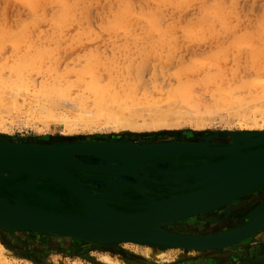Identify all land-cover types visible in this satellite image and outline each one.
I'll return each instance as SVG.
<instances>
[{"label":"clouds","instance_id":"clouds-1","mask_svg":"<svg viewBox=\"0 0 264 264\" xmlns=\"http://www.w3.org/2000/svg\"><path fill=\"white\" fill-rule=\"evenodd\" d=\"M0 121L264 127V0H0Z\"/></svg>","mask_w":264,"mask_h":264},{"label":"bare ground","instance_id":"bare-ground-1","mask_svg":"<svg viewBox=\"0 0 264 264\" xmlns=\"http://www.w3.org/2000/svg\"><path fill=\"white\" fill-rule=\"evenodd\" d=\"M158 135H162V134L161 133L155 134V136ZM167 135H172V133L168 132ZM120 137H123L124 140L114 141L111 139L109 140L108 138L102 139V138L84 137L81 139L80 138L70 139L69 141H61V142L52 141L50 143H54V145L57 146L54 147L55 149L74 147V151H88V149L90 150L93 149L95 153H87V152L82 154L74 153L73 156L71 155L70 157L64 158L62 160L59 157H52L51 160L55 161L58 164L57 168L61 172V176L63 179L68 181L70 179V176L72 177V179H74L72 181V187L75 192L80 193L81 189L83 188L86 190V193L91 194L92 196H94L98 200H101L102 202H104L103 196L96 193L93 189L91 190L88 186H87L88 188L85 187L84 183L87 184L89 181H91L93 185H99V184L102 185L103 183L101 182L102 181L101 179L106 180L110 176L111 178H113L114 184H117L118 182L120 184L131 183L134 186V188L144 192L147 189H151L150 186L151 185L150 178H152L151 175L154 174L155 176L156 175L155 173L162 174V172H159V170L161 171L162 169V171H166L168 170L166 167L169 166L177 168V169H172V172L177 173L176 176H174L173 178L175 179V182H165L164 178H162V175L155 176V178L158 177V179L154 178V180L157 183L158 181L169 183L168 188L171 194L165 198H161V199L155 198V200L159 201L162 199H167V198L191 193L194 189L186 188L185 190L174 191L172 190L171 187H178V186L186 187L189 184V182H191L190 180H188L189 172L191 168L187 166L181 168L179 166H181L180 163L182 162H188L189 156L191 157L194 155H203L206 157L214 156L218 158V160L216 161H212V160L202 161L201 167H203L202 170H206L208 172H214V170H217L223 173H230L231 175L230 178L226 182V185H223L222 187L225 189L238 187L244 183L256 179L257 177H261L264 175V150H261V152H259V154L256 156L255 159L256 162L255 165L252 167V169L246 170L245 167L244 172H242V174H239L235 170V167L241 164L240 159L242 158V156L240 155V153H245L247 150H255L259 148L264 149V142L258 143L259 139H264V127L250 126L245 128L233 129L232 132L228 133L227 137L222 139L221 138L216 139L218 140L217 142L219 143H215L211 140V142L213 143L212 145L204 144L201 141L199 142L197 140L196 141L179 140L175 138V137H179L178 135L175 136L174 138H169L168 140H159V141L154 140L153 138L154 134H150V133L148 135H142L141 137L139 135L137 138H134L132 135L128 136L127 134L120 135ZM2 139H4V137H0V142L5 141ZM252 143H257V144H252ZM29 144H33V143H29ZM41 144H45V142L38 141L35 143V145L47 147V145H41ZM79 144H81V147L85 149L77 148ZM67 145H69V147ZM95 147L97 148V150L94 149ZM222 152H228L231 154V157L232 159H234V161L230 165L225 166L223 164H219L222 163V161L227 158V156H223L219 154ZM88 155L98 157L99 159L105 160V162L84 161L81 159H77L78 158L77 156H88ZM177 157H179L180 159H175ZM67 159L68 161L72 162L78 167L67 166L65 171L64 163L67 162ZM199 162L201 163V161H198V163ZM10 172H17L16 174H18L19 171L15 169L0 168V180L3 181L4 184L2 185V187H10L17 180L24 181L25 175L24 178H20L17 180H15L16 177L14 180L13 178L3 179L4 175ZM180 173L183 176L187 175L188 179L183 181L182 176L180 177V175H178ZM22 174L24 173L22 172ZM127 177L129 178V180ZM43 180L45 181L47 179H41V177L34 178L32 181L29 182L26 189L29 188L32 194L37 195L38 194L37 192H39L38 190H43L42 188H39V186H37L40 182L42 183ZM5 182L8 184H6ZM58 184L61 185L60 183ZM123 190L120 189L119 191L116 190L112 191L111 189H108L109 191L108 194L106 193L108 191L104 192L105 190H103L102 194L106 197L112 198L113 193H116L114 195L118 196L119 194L120 197L121 196L120 192ZM43 191H48L49 192L48 196H50V200L58 204L57 206H60L61 208L62 202L60 200V197L56 193H53L48 189ZM127 191H132V189L130 190L128 189ZM9 192H13V194L15 192L14 194L15 196L13 194L12 195L0 194V195H3L8 202H12L13 199L16 198V191H9ZM123 192H125V190ZM50 193L53 195H51ZM22 196L25 202L35 206L39 205L27 201L28 199L26 198L25 193H23ZM24 196L27 200H25ZM37 196L42 197L40 195ZM48 196L47 198L49 199ZM67 196L69 198H75L74 195L69 190L67 191L66 197ZM33 197H31V199H34V202L36 200H39ZM115 199L118 200L117 198ZM149 202L150 201L140 203L138 207L135 208L133 207V209H125V210L118 209L116 208V206L115 208L109 205L108 206L113 209H118L121 211L133 212L136 210L143 209L142 205L148 204ZM36 203L39 202L36 201ZM70 206L72 205L70 204ZM187 206L191 207V204L188 203ZM183 208L184 205H178L176 207V210L180 211ZM240 210H244V211L240 212ZM173 212H174L173 209H167L163 213L171 214ZM66 213H72V212H66ZM229 213H232L233 219L229 218L228 216ZM72 214H82V211L80 212L75 211ZM253 226H255V229L253 231H251L250 233H248L243 237H240L239 239H236L231 243H227L219 246H197V245L189 246L186 244L187 242L198 243L201 242L202 240L231 239L237 235L242 234L246 228L249 229L250 227ZM152 228L157 229L162 233H167L166 235H168L169 237L167 238L163 234L159 237L158 240L150 239V238L97 239V238H90L81 235H72L64 232L52 231L48 229H33V228L9 229V227L0 225V230H3V232H7L11 234L12 237L17 233L23 234L26 232L43 233L45 235L53 234L64 240L72 239L78 241H86L88 243H92L94 247H111L121 242H131L134 244L146 246L147 249L146 253L148 255V258L154 261L166 260L168 255H165V251L170 249H175L182 252L206 251V252H210L209 255L213 256V258L214 257H224V258H234V259L240 258L241 262L238 264H260L261 260L264 258V248L260 249L261 247L260 242L263 241L261 239L260 234L262 233L264 234V183L255 186L253 188H250L247 191L242 192L237 197L225 202L224 204L216 208L167 219L159 224L153 225ZM42 230H46V231H42ZM47 231H51V232H47ZM258 236H260V238ZM173 239L175 241L179 239H184L185 242L180 244L178 242H175ZM255 241H258V243H253ZM249 242H252L254 245L251 246L248 245ZM171 243L180 244V245H172ZM43 263L46 264L45 262ZM0 264L2 263L0 262ZM59 264L61 263L59 262Z\"/></svg>","mask_w":264,"mask_h":264},{"label":"water","instance_id":"water-1","mask_svg":"<svg viewBox=\"0 0 264 264\" xmlns=\"http://www.w3.org/2000/svg\"><path fill=\"white\" fill-rule=\"evenodd\" d=\"M83 137L91 136H73V138ZM13 140L14 141L5 140L4 142H0V168L15 169L19 171V174L23 172L25 175V179L24 181H15L10 187H2V185H4L3 182L0 186V189L3 190L16 191V198H14L12 202H8L3 195H0V225L9 227V229H48L52 231L64 232L72 235H81L97 239L150 238L158 240L159 237L163 234L167 238L169 236L166 235L167 233H162L157 229H153V225L159 224L167 219L216 208L224 204L225 202L237 197L242 192L264 183L263 175L238 187L225 189L222 187L223 185H226V182L231 176L230 173H223L217 170H214V172H208L206 170H202L203 167L200 166L197 168H191L189 172V176L194 177L193 182L188 181L189 184L186 187H171L174 191L185 190L186 188L194 189L191 193L162 199L159 201L155 200V198H151L148 204L142 205L143 209L141 210H136L133 212L121 211L109 207L101 200H98L91 194L86 193V190L83 188L81 189L80 193L75 192L72 187V181L74 179H72L71 176L68 181L63 179L61 176V172L57 168L58 164L55 161L51 160L52 157H59L62 160L64 158L70 157L71 155L73 156L74 153H95L93 149H88V151H74V147L55 149L54 147L57 146H55L54 143H50L51 141H47L45 142V144H41L47 145V147H42L35 145V143L38 142L35 139L29 140V138L26 139L22 137H16ZM263 142L264 139L258 140V143ZM67 146L69 147V145ZM77 148L85 149L81 147V144H79ZM94 149L97 150L96 147ZM261 150L264 149L259 148L255 150H247L245 153H240V155L242 156V158L240 159L241 164L237 165L235 167V170L239 174H242L245 167L246 170L252 169L256 162V156L259 154V152H261ZM219 154L227 156V158L219 164L227 166L234 161V159H232L231 157V154L228 152H222ZM67 166L78 167L72 162L68 161V159L67 162L64 163L65 171ZM16 173L17 172L7 173L6 175H4L3 179H12L14 176L19 175ZM195 173L199 175H196ZM38 177H41V179L53 180L60 183L63 187H65L67 191L69 190L83 206H85L86 211H82V214H72L66 213L62 210H55L46 207L41 208L39 206H35L25 202L22 196L23 193H25V195L28 197L34 196L35 198L39 199L40 202L47 206L60 207L57 206L58 204L50 200L48 191L38 190L40 194L39 192H37V195L42 196L39 197L32 194L29 188L26 189L29 182ZM101 180L103 184H99L96 187L111 189L112 191L132 188V190L140 194H144L145 192L139 191L138 189L134 188L131 183L120 184L118 182L117 184H114L113 178H111L110 176L106 180ZM146 191H149V189H147ZM152 193L154 194V192ZM100 195H102L103 198H108L102 193H100ZM47 196L49 197V199L47 198ZM118 200L129 201L132 200V198L124 194L121 195ZM188 203L191 204V207L187 206ZM178 205H184V208L180 211H177L176 207ZM167 209H173L174 212L171 214L163 213ZM254 229L255 226L250 227L249 229L246 228L242 234L237 235L231 239L202 240L198 243L187 242L186 244L189 246H219L231 243L236 239L247 235ZM175 242L181 244L184 243L185 240L179 239ZM171 244L180 245L174 243Z\"/></svg>","mask_w":264,"mask_h":264},{"label":"rangeland","instance_id":"rangeland-1","mask_svg":"<svg viewBox=\"0 0 264 264\" xmlns=\"http://www.w3.org/2000/svg\"><path fill=\"white\" fill-rule=\"evenodd\" d=\"M5 126L14 127L15 130L12 132L0 131V137H4V139L2 140H13V138L16 137H22L26 139L29 138V140L35 139L39 142H47V141L61 142V141H69L70 139H74L73 136H91V138H102V139L108 138L109 140L111 139L114 141H121L124 140L123 137H120V135L123 134H127L128 136L132 135L134 138H137L139 135L141 137L142 135H148L150 133V134H154L153 138L154 140L157 141L168 140L169 138H174L175 136L178 135L179 137H175V138L179 140H188V141L197 140L199 142L201 141L204 144H211V145L213 144L211 140L215 143H219L217 142L218 140L216 139L225 138L227 137L228 133L233 131V129H237V128L227 129L223 127L197 128L190 124H184V126L182 127H159V128L125 127L119 129H111L108 131L77 130L72 132H66L64 124H58V125L51 124L49 125L50 130L48 132L38 133L30 128L21 129L13 125H8L6 122L0 121V127H5ZM68 127H73V125L69 124ZM76 127L80 128L83 126L76 125ZM168 132H171L172 135H167ZM159 133H161L162 135L155 136V134H159ZM61 138H66V139H61ZM75 139H79V138H75ZM196 156H200V155H196ZM77 157H78L77 159H81L84 161L105 162V160L90 155L77 156ZM192 157L195 156H191V157L189 156L188 162H182L180 164L187 166L193 163L195 164L194 168L200 167L202 161L194 160ZM175 159H180V158L177 157ZM191 159H193L194 161ZM198 161H201V163L200 162L198 163ZM166 168L168 170L162 171L161 169V171L159 170V172H162V174L155 173L156 174L155 176L162 175V178H164L165 182H175V179L173 178L174 176H176L177 173L172 172V169H177V168L171 166ZM195 174L199 175L197 173ZM178 175H180V177L182 176L183 181L188 178H194L192 176H189L187 178V175L183 176L181 175V173ZM22 176H24V174L20 173L19 175L14 176L13 180L15 179V177H16L15 180H17L19 177ZM155 176L153 174L151 175L152 178H150V184H151L150 186L152 187L153 185L157 184V182L154 180ZM1 182L3 181L0 180V186H1ZM84 185L85 187L88 186L91 190L93 189L96 193H103V190H108L105 188L96 187L97 185H93L91 181H89L87 184L84 183ZM128 189L130 190L132 188H126L124 190L127 191ZM0 191H5V190L0 189ZM65 191L67 195V190L65 189ZM132 191L135 192L134 190ZM135 193H137L138 194L137 196L143 198L144 200L150 201L151 198H154L152 192L145 191L144 194H140L138 192ZM67 198L69 197L67 196ZM104 199L113 200L110 197ZM37 201L40 202L39 200ZM121 202L125 203L128 201H121ZM81 211H86V208L85 210L82 209ZM242 211L244 210H240V212ZM228 216L229 218L233 219L232 213H229ZM260 236L261 239L264 241V234L262 233L260 234ZM260 236L258 237L260 238ZM263 241L260 242V246L262 247V248L260 247V249L264 248ZM253 243H258V241H255ZM253 243L249 242L248 245L250 246L254 245ZM0 244H1L0 249L3 250V251L0 250L2 252V253L0 252V262L2 264H40V263L44 264L43 262H45L46 264H59V262L61 264H204V263L205 264H223V263L238 264L241 262L240 258L234 259V258L214 257L215 258L214 259L213 256L209 255L210 252H206V251L182 252L175 249H170L165 251V255H168L166 260L154 261L148 258V255L146 253L147 251L146 246L134 244L131 242H121L111 247H94L92 243H88L86 241H78L72 239L64 240L53 234L45 235L43 233L26 232L23 234L17 233L12 237L11 234L7 232H3V230H0ZM201 259L203 262L201 261ZM263 259L261 260L260 264H264Z\"/></svg>","mask_w":264,"mask_h":264},{"label":"flooded vegetation","instance_id":"flooded-vegetation-1","mask_svg":"<svg viewBox=\"0 0 264 264\" xmlns=\"http://www.w3.org/2000/svg\"><path fill=\"white\" fill-rule=\"evenodd\" d=\"M195 157H193V159L194 160H201V161H204V160H206V161H216V160H218V158H214V157H206V156H196V155H194ZM220 158H223V157H220ZM219 158V159H220ZM193 159H191V160H193ZM207 159H210V160H207ZM193 160V161H194ZM195 164H193V163H191V164H189V165H187V167H190V168H194L195 166H194ZM186 165H181V166H179V167H181V168H183V167H185ZM102 177V176H101ZM20 178H24V176H22V177H19L18 179H20ZM155 179H158V177L157 178H155ZM189 180L191 181V182H193L194 180H193V178H189ZM161 181H158V183L157 184H155V185H153V187L151 186V189L148 191V192H154V194H153V197L154 198H157V199H161V198H165V197H167V196H169L171 193L169 192V188H168V186H169V183H165V182H161ZM6 183V182H5ZM6 184H8V183H6ZM45 184V185H44ZM37 186H39V188H42L43 190H50L51 192H53V193H56L59 197H60V200H61V202H62V205H61V208L60 207H50V206H46V205H44V204H42L41 205V203L39 202V203H36V201L34 202V199H31V197H28V196H26V198L28 199H26L25 198V196H24V198H25V200H27V201H29V202H31V203H33V204H36V205H38L39 207H47V208H52V209H55V210H61L62 209V211H65V212H72V213H74L75 211L76 212H80L82 209H84L85 210V207L76 199V198H67L66 197V191H65V188L62 186V185H59L58 183H55V182H53L52 180H43L42 181V183L40 182ZM160 186V187H159ZM159 189V190H158ZM158 190V191H157ZM106 191H108V190H105L104 192H106ZM124 191V190H123ZM123 191H121L120 193L121 194H127L129 197H133L132 198V200L131 201H128V202H125V203H122L121 201H119V200H116L115 198H117L118 199V197H119V194H118V196L117 195H114V194H116V193H113V196H112V198L114 199V200H103L107 205H109V206H111V207H113V208H115V206H116V208H118V209H121V210H125V209H133V207L135 208V207H138L139 205H140V203H144V202H148L149 200H144L143 198H141V197H138L137 195V193H135V192H133V191H126L125 190V192H123ZM157 191V192H156ZM168 192V193H167ZM107 194L109 193V191L108 192H106ZM161 193V194H160ZM164 193V194H163ZM0 194H3V195H12L13 194V192H10L9 193V191H0ZM14 194H15V192H14ZM13 194V195H14ZM99 195H100V193H98ZM15 196V195H14ZM156 196H159V197H156ZM71 200V201H70ZM33 201V202H32ZM69 201V202H68ZM116 201V202H115ZM38 202V201H37ZM69 203V204H68ZM109 203V204H108ZM70 204L72 205V206H70ZM112 204V205H111ZM68 205V206H67ZM114 205V206H113ZM122 207V208H121ZM66 208V209H65ZM72 209V210H71Z\"/></svg>","mask_w":264,"mask_h":264}]
</instances>
